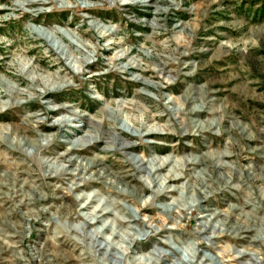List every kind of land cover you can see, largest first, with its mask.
<instances>
[{
	"label": "rangeland",
	"instance_id": "rangeland-1",
	"mask_svg": "<svg viewBox=\"0 0 264 264\" xmlns=\"http://www.w3.org/2000/svg\"><path fill=\"white\" fill-rule=\"evenodd\" d=\"M0 76V264H264V0H0Z\"/></svg>",
	"mask_w": 264,
	"mask_h": 264
},
{
	"label": "bare ground",
	"instance_id": "bare-ground-1",
	"mask_svg": "<svg viewBox=\"0 0 264 264\" xmlns=\"http://www.w3.org/2000/svg\"><path fill=\"white\" fill-rule=\"evenodd\" d=\"M40 31L42 32L43 30H40ZM43 32H45V31H43ZM72 61L74 63H78V64L82 63V59H79L78 57L77 58L74 57L72 59ZM32 72L35 73V74L32 75V81L37 82L38 85L41 86L40 88L42 89L41 92L38 93L39 95H41V94L42 95H45V94L49 93L50 88L51 89H54V88L55 89H59L62 86L67 85L66 84L67 83V79L64 78L65 76H63L62 74L60 76V73L59 72H56L55 71L54 73H47V74L45 73V75L44 74H40L39 72H37L35 70L32 71ZM1 80H3V79L0 76V82H1ZM49 85H50V87L48 88ZM9 89L12 92L11 87H9ZM141 127H142V125L140 123H136V126L135 125L129 126V128H135L136 130L137 129H140ZM156 131H157V128L152 125V126L148 127V129L145 130V134L150 135L152 133H155ZM54 134H55L54 132L42 133V134H39L37 136V138H33V139L22 138L21 140L26 145L36 147L37 144H38V141H39L38 137L39 138L41 137V138L47 139L49 137H52ZM93 136H94V134L91 131L88 130L87 132H85V134L80 135V138L79 139H80V142H85L86 140L93 139ZM76 142H77V140L70 141L69 142V145L66 148V150H65L64 153L67 154L74 147H76L78 145H81V143L79 142V140H78V143H76ZM100 160H102V156L101 155L99 156L98 154L94 155L93 157H80V162L79 163H76L77 164V167L75 168V169H78V171H79L78 173L76 172L77 175L78 176L83 175L82 173H83L84 170L86 171L87 169H90L91 167L99 164L101 162ZM170 160H171V158L169 157V155L164 156V157H159L158 156V157H153V159L150 160L151 161L150 163H151V166H152L154 163L160 162L161 165L158 168H162V167L167 166V163ZM68 161L69 162H71V161L74 162V159L69 158ZM154 169L155 168H153V170ZM153 170L151 172H153ZM172 174H173L172 171L171 170H168V172L164 176V180L166 182H168V181H171V180H174V179H178L179 176L175 177V176H172ZM99 175H100V173H99ZM99 175L96 176V177H99ZM151 175H152L151 173L148 174L149 177ZM171 206L172 205H168L167 207L170 208ZM181 260L184 261L185 258L182 257Z\"/></svg>",
	"mask_w": 264,
	"mask_h": 264
}]
</instances>
